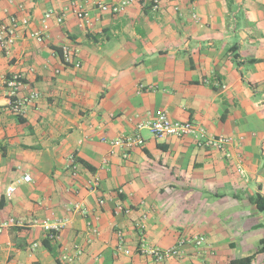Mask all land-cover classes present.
<instances>
[{"label": "crops", "instance_id": "crops-1", "mask_svg": "<svg viewBox=\"0 0 264 264\" xmlns=\"http://www.w3.org/2000/svg\"><path fill=\"white\" fill-rule=\"evenodd\" d=\"M71 1L0 0L1 19H29L9 53H0V94L16 73L24 77L22 94L39 93L21 121L0 113V223L17 222L0 233V264H63L60 255L76 246L82 254L69 264H231L252 254L251 264H264L257 253L264 210L252 202L259 196L264 207V0H157V9L154 0H133L116 15L95 6L121 0H83L85 27ZM48 9L63 21L49 20L38 43L29 33ZM62 46L79 67L64 64ZM161 113L231 138L233 157L190 137L137 129ZM136 133L144 144L128 157L111 151L110 140ZM71 154L76 176L67 169ZM75 203L87 213L72 210ZM118 204L130 213L115 215ZM43 219L65 221L55 255L42 245ZM88 222L98 236H90ZM117 230L130 255L116 250ZM191 235L205 243L161 263L135 252L140 237L165 249Z\"/></svg>", "mask_w": 264, "mask_h": 264}, {"label": "built area", "instance_id": "built-area-1", "mask_svg": "<svg viewBox=\"0 0 264 264\" xmlns=\"http://www.w3.org/2000/svg\"><path fill=\"white\" fill-rule=\"evenodd\" d=\"M83 0H72L71 6L72 10L79 22V26L85 27L90 25V18L87 12L82 7ZM133 3V0H121L117 3L106 4L98 2L96 3V9L102 13H107L110 15H116L123 12L129 5ZM153 9L158 8V1L154 0ZM19 12L24 11V6L19 4L17 6ZM64 14L57 13L53 9H48L43 14V23L40 29L34 30L29 33V37L34 39L38 43H42L46 32L48 30V21L54 18L57 23L63 21ZM29 23L27 16L18 17L16 15L10 14L5 19L0 18V53L8 54L10 48L16 42L18 31L26 27ZM61 58L64 64L74 65L79 67V63L74 61V51L68 46L61 47ZM3 91L0 94V113H7L14 117H21L26 112V110L32 106L39 99V93L35 89H29L26 93L22 94V90L25 87L24 77L21 74H13L3 80ZM143 86L140 85V89ZM137 129H146L154 137L171 136L176 138L190 137L194 140L196 145L215 150L222 151L226 159H231L233 154L231 151L227 150L228 146L231 144V138L225 136L210 137L207 135L205 129L192 121H175L170 119L166 113L159 114L156 118L152 120L145 121L143 123L137 124ZM111 151L113 149L119 148L122 150V157H128V151L136 146H142L144 144V139L140 134H128L122 135L115 139L110 140ZM106 161L104 160V163ZM77 160L73 154L68 156L67 169L72 176L77 174ZM236 172L244 177L245 171L241 164V159L238 158L235 164ZM22 181L28 182L31 178L28 175H24L21 178ZM97 188V180H95L91 185V190ZM14 187L8 186L6 188V196L10 198L14 192ZM122 190H117L120 194ZM99 204H103V200H99ZM72 210L86 214V210L81 206L80 203H75L72 205ZM113 213L115 215L119 214H129L130 209L118 204L115 206ZM147 213L143 212L139 217L135 226L142 233L145 229V223L147 220ZM17 222L14 219H8L0 223V233L8 229L10 226L15 225ZM43 232L44 239L49 240L51 243L58 241L60 232L65 226V221L61 219H55L50 221L49 219H43L39 222ZM89 234L91 237L98 236L99 230L91 222L87 223ZM205 243V239L200 235H191L187 237L180 238L175 245L161 249L158 247H153L146 244L145 240L140 237L135 248V252L143 257H148L157 263L164 262L170 258L177 257L182 252L185 246L191 245L195 247L202 246ZM37 244H33L32 248H35ZM116 250L122 252L124 255H130L131 251L124 246V235L121 230L116 231ZM73 255H68L62 253L59 257L60 262L63 264L71 263L74 258L82 254L81 248L76 246Z\"/></svg>", "mask_w": 264, "mask_h": 264}, {"label": "trees", "instance_id": "trees-1", "mask_svg": "<svg viewBox=\"0 0 264 264\" xmlns=\"http://www.w3.org/2000/svg\"><path fill=\"white\" fill-rule=\"evenodd\" d=\"M18 121H21V117H16ZM262 198H260L259 196H256L255 198L252 199V202H254L255 204H257L258 206V209L259 210H264V207H260L259 206V201L261 200ZM42 245L44 246V248L51 254V255H55V250H54V247L52 245V243L47 240V239H44L42 241ZM263 253L264 252V239L261 240V247L258 249V252L257 253ZM255 254H252L250 256H247L245 258H242V259H238V260H234L231 262V264H251L253 258H254Z\"/></svg>", "mask_w": 264, "mask_h": 264}]
</instances>
